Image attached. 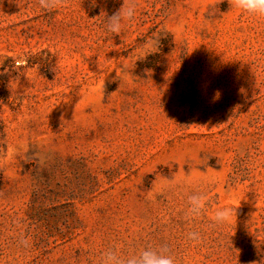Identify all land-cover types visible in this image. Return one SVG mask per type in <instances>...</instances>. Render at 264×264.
Returning <instances> with one entry per match:
<instances>
[{
	"label": "rangeland",
	"instance_id": "374dc122",
	"mask_svg": "<svg viewBox=\"0 0 264 264\" xmlns=\"http://www.w3.org/2000/svg\"><path fill=\"white\" fill-rule=\"evenodd\" d=\"M122 3L0 0V264L149 245L176 264H264V17L134 0L106 35L101 10ZM154 33L159 53L116 76ZM225 206L236 216L215 226Z\"/></svg>",
	"mask_w": 264,
	"mask_h": 264
},
{
	"label": "clouds",
	"instance_id": "9594fccd",
	"mask_svg": "<svg viewBox=\"0 0 264 264\" xmlns=\"http://www.w3.org/2000/svg\"><path fill=\"white\" fill-rule=\"evenodd\" d=\"M62 0H38V7L42 10H51L54 7L60 6ZM93 6L96 5V0H92ZM232 6L239 9L243 13L264 17V0H232ZM103 31L106 35L121 36L125 22H132L137 17V5L134 0H123L121 7L111 16H108L103 10ZM99 15V16H100ZM160 34L154 33L147 37L143 42L136 47L130 57L129 63H121L115 70L120 73L131 72L136 67L137 62L145 61L149 56L159 53L160 51ZM206 196L194 195L189 197V211L198 215L205 207ZM236 216V209L231 207H219L212 216V223L215 226H224L232 222ZM190 239H197L198 234H189ZM101 264H176V258L165 247H153L151 245L140 249L132 250L128 253H122L116 248H109L102 253Z\"/></svg>",
	"mask_w": 264,
	"mask_h": 264
}]
</instances>
